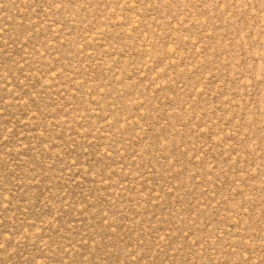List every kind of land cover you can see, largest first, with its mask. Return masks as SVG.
Listing matches in <instances>:
<instances>
[{"label": "rangeland", "instance_id": "1", "mask_svg": "<svg viewBox=\"0 0 264 264\" xmlns=\"http://www.w3.org/2000/svg\"><path fill=\"white\" fill-rule=\"evenodd\" d=\"M0 264H264V0H0Z\"/></svg>", "mask_w": 264, "mask_h": 264}]
</instances>
